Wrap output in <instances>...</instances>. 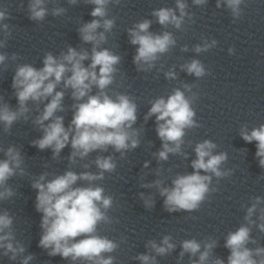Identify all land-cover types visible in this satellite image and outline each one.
<instances>
[{
    "label": "clouds",
    "instance_id": "obj_1",
    "mask_svg": "<svg viewBox=\"0 0 264 264\" xmlns=\"http://www.w3.org/2000/svg\"><path fill=\"white\" fill-rule=\"evenodd\" d=\"M68 2L76 4L77 0H68ZM86 2L95 6L90 13L94 19L82 24L78 32L85 43L93 45L91 63L87 67L84 66L83 61L89 59L87 51H77L73 47H68L67 52L62 53L58 58L47 53L42 68L37 69L30 64L19 65L11 85L15 89L19 107L13 110L7 103L0 106V124L7 133L21 117L28 119L26 114L29 112L27 107L29 101L40 103L48 100L43 111L34 120V123L43 130V136L32 141V145L39 150L52 149L53 158H56L61 150L70 144L72 149L69 156L70 163H75L77 157L83 159L93 151H106L109 146L120 152L123 157L126 151L135 149L139 145L138 131L132 127L137 120V105L126 94L117 93L116 98L113 99L105 91L114 82V73L117 71L115 65L121 58L107 48H99L106 42L105 33L111 32L115 25V18H106L108 5L119 4L120 0H86ZM243 3L244 0H217L216 6L220 8L222 4L225 5L236 20L242 15ZM193 4L205 5L207 0H193ZM187 8L188 4L185 0H176L175 9L161 7L154 9L151 15L156 18L159 25L165 28L172 25L180 30L186 17L192 19V14L186 11ZM28 12L30 20L43 21L48 14L46 0H29ZM65 12L64 8L52 9L54 16H60ZM7 16L6 10H0V22H3ZM151 24V20L144 19L128 29L130 43L138 45L133 57V63L138 71L151 69L154 62L176 44L171 32L164 31L161 34L150 32ZM101 28L103 31L98 32L97 30ZM0 30L4 33V39L0 40V48H2L11 36V31L9 25L3 23H0ZM216 44V40L198 44L194 51L206 52ZM183 50L187 51L186 45ZM232 51L233 49L229 48V52ZM6 58V54L0 53V65L4 64ZM16 58V54H13L12 59ZM182 68L196 77L206 74L204 65L197 59L184 64ZM165 75L169 79H174L176 76L171 70ZM61 83L65 89L72 90L74 100L80 101L87 96L86 101L73 106L75 111L67 128L64 125V118L56 115L58 111H63L64 92L56 91L57 85ZM93 86L99 89V93L89 95ZM153 115L156 118V132L162 141V149L155 155L159 161H166L170 153H180L185 129L199 125L193 120L195 112L180 89L174 90L167 99L161 97L153 101L145 119ZM241 136L247 143L256 142L255 155L259 158L260 167L264 168V124L253 128L250 133L242 131ZM215 147L216 145L210 140L198 143L195 147L197 158L192 161L193 173L178 175L172 181L173 187H160L162 183L160 180L155 181L154 185L144 186L159 188L160 195L165 197L164 208L170 213L198 210L210 192L211 182V176L201 175V170L212 173L218 178L230 175V172L220 169L222 163L227 160V154L213 155L212 149ZM0 151L4 152L5 157L0 159V189H2L0 201H4L15 194L7 185V181L17 175V169L20 175H23L24 169L21 167L23 157L19 149L9 146L6 150L0 149ZM95 164L100 170L95 174L87 171L77 174L69 170L46 181L48 173H45L32 182V188L37 190L35 209L42 214L40 227L43 231L39 246L48 250L49 256L59 255L65 259L80 260L87 264H114L116 258L105 254L115 252L119 244L106 236L99 235L97 231L101 223H112L106 213L113 206V198L106 196L101 186H74L78 180L89 182L102 180L105 172H113L116 169V163L111 156L97 157ZM84 167L87 168L88 165ZM140 195L143 197V193ZM144 203L146 207H151L153 202L149 198L145 199ZM261 204H264V198L254 197L251 206L246 208L244 220L247 223L242 224L236 231L228 233L224 245L230 251L227 264H264V247H248L250 243H256L251 236L250 225H255L261 233H264V207H259ZM257 212L259 215H256ZM254 216L256 219H253ZM12 225L13 217L9 212L5 210L0 213V248L4 249L5 256L11 253L10 259L15 260L18 254L24 252V247L19 244L14 246ZM216 243L215 240L204 242L201 251V243L197 240H184L179 259L182 260L185 253L190 254L191 257L199 253L198 260H191L190 264H208ZM146 247H150L155 255L138 254L135 258L141 264H157L156 256L168 255L176 245L171 242L170 236H164L159 244L149 241ZM31 259V256L25 257L22 264H28ZM211 264H225V262L216 258Z\"/></svg>",
    "mask_w": 264,
    "mask_h": 264
}]
</instances>
